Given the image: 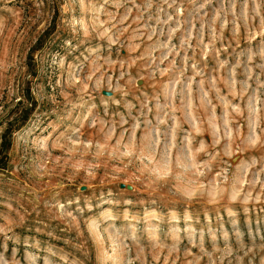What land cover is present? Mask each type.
Segmentation results:
<instances>
[{
  "label": "rangeland",
  "instance_id": "rangeland-1",
  "mask_svg": "<svg viewBox=\"0 0 264 264\" xmlns=\"http://www.w3.org/2000/svg\"><path fill=\"white\" fill-rule=\"evenodd\" d=\"M0 264H264V0H0Z\"/></svg>",
  "mask_w": 264,
  "mask_h": 264
}]
</instances>
